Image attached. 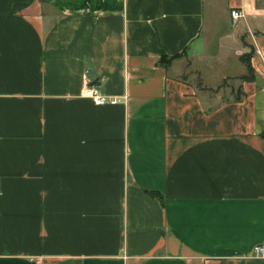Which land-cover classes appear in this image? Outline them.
Segmentation results:
<instances>
[{
	"label": "crops",
	"instance_id": "crops-1",
	"mask_svg": "<svg viewBox=\"0 0 264 264\" xmlns=\"http://www.w3.org/2000/svg\"><path fill=\"white\" fill-rule=\"evenodd\" d=\"M260 243L264 0H0V264H264Z\"/></svg>",
	"mask_w": 264,
	"mask_h": 264
},
{
	"label": "rangeland",
	"instance_id": "rangeland-1",
	"mask_svg": "<svg viewBox=\"0 0 264 264\" xmlns=\"http://www.w3.org/2000/svg\"><path fill=\"white\" fill-rule=\"evenodd\" d=\"M212 37V36H211ZM209 45H208V48L211 50L212 48H214L215 47V49H216V51H217V49H218V45H216L215 46V43H214V40H209ZM218 52V51H217ZM251 52V51H250ZM250 52H248L247 54H245V57L247 56V55H249L250 54ZM209 56V55H208ZM233 62H236L237 63V61H235V60H232L231 58H230V60H226L225 62H223L222 61V63H217L216 61H213L212 59H211V57H208L205 61H204V64L205 65H207L208 67H209V71H210V73H211V77L213 78L214 76V73H216L217 71H219V69L217 68V66L219 65L220 67H221V69H222V71L223 72H225L226 71V69H229L230 70V66H233L234 65V63ZM247 62V61H246ZM245 62V60H243V63H246ZM230 63V64H229ZM232 64V65H231ZM215 65H216V67H215ZM187 67H188V69H187V72H189L190 70L192 71V72H194L193 73V80H195L196 82L197 81H199L200 79H201V76L199 75V74H196L197 73V71L195 70V69H193L194 67H196V62L194 61V60H192V61H189L188 62V64H187ZM234 67V66H233ZM223 68H226V69H223ZM232 71V70H231ZM227 72V71H226ZM230 73H232V72H230ZM203 79V78H202ZM230 79H232V77H228L227 79H224L222 82H220L219 84V87H217V89H223V87H225L227 84H228V82H230ZM229 80V81H228ZM200 83H201V81H200ZM206 85V84H205ZM223 85H225V86H223ZM218 86V85H217ZM206 89V92H205V94L206 95H209V90H211V92L213 91V90H215V88H208V87H206L205 88Z\"/></svg>",
	"mask_w": 264,
	"mask_h": 264
},
{
	"label": "built area",
	"instance_id": "built-area-1",
	"mask_svg": "<svg viewBox=\"0 0 264 264\" xmlns=\"http://www.w3.org/2000/svg\"><path fill=\"white\" fill-rule=\"evenodd\" d=\"M231 15L233 19H238L243 16V12L237 8H233L231 10ZM83 95L95 99V101L98 103L117 102L116 98H111L101 94L94 85H87L83 90ZM253 254L257 257H264V243L255 245L253 248Z\"/></svg>",
	"mask_w": 264,
	"mask_h": 264
},
{
	"label": "trees",
	"instance_id": "trees-1",
	"mask_svg": "<svg viewBox=\"0 0 264 264\" xmlns=\"http://www.w3.org/2000/svg\"><path fill=\"white\" fill-rule=\"evenodd\" d=\"M251 55V54H250ZM248 56V55H247ZM172 60V58H168V57H163L161 60H160V63L162 65H167L170 61ZM249 67H250V64H249Z\"/></svg>",
	"mask_w": 264,
	"mask_h": 264
}]
</instances>
